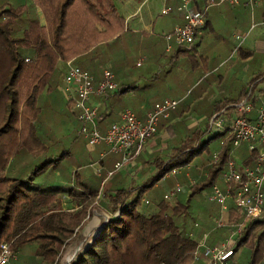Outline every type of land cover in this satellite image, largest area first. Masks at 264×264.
<instances>
[{
  "label": "trees",
  "instance_id": "16d2710c",
  "mask_svg": "<svg viewBox=\"0 0 264 264\" xmlns=\"http://www.w3.org/2000/svg\"><path fill=\"white\" fill-rule=\"evenodd\" d=\"M29 1L37 6H28L26 0H0V253L1 246L8 245L23 264H205L202 256L195 258L194 231L200 216L210 217L213 208L195 213L193 202L234 158L229 123L207 141L203 137L213 129L189 130L168 158H150L157 173L141 184L111 188L122 169L114 165L108 171L112 176L107 172L100 178L102 188L75 193L70 187L63 189L58 180L56 186L44 187L56 182L50 176L57 175L69 155L41 129V99L59 85L63 75L59 61L77 58L76 64L93 74L89 64L79 59L97 54L101 45L119 37L124 19L114 0ZM38 6L45 24L34 9ZM223 107L216 112L221 113ZM80 123L83 129L85 124ZM213 141L220 146L219 161L213 163L210 152L207 175L188 182L189 164ZM246 152L242 166L233 160L238 167L254 164L253 155ZM43 155L41 166H31ZM33 176H39L35 187ZM174 186L181 191L170 198ZM64 193L80 205L79 210L63 209ZM96 205L101 206L103 217L92 214ZM231 212L233 223L243 220L234 207ZM263 225L264 219L252 222L237 237L234 252L245 247L250 253L247 264H258L263 257Z\"/></svg>",
  "mask_w": 264,
  "mask_h": 264
},
{
  "label": "crops",
  "instance_id": "0c3cea01",
  "mask_svg": "<svg viewBox=\"0 0 264 264\" xmlns=\"http://www.w3.org/2000/svg\"><path fill=\"white\" fill-rule=\"evenodd\" d=\"M114 2L119 14L124 19L123 32L119 37L111 40L107 44L101 45V49L97 52V54L95 53V50L93 52L95 54L88 55V58L84 57L79 59L81 62L89 64V68H91V71L97 80L102 78L104 69L108 68L112 70L111 67H108L110 64L112 65V68L113 64L116 66V63L126 64V67L123 70L116 72L112 70L117 84L120 85V77H123L124 81L132 79L131 76L135 65L137 67H142L144 66V63H147L145 68L137 74L136 79L141 80L146 77H153L155 75V71H157L160 66H162L161 69L163 70H171L176 66V64H178L177 62L180 61L182 57H193V55L197 54L206 56V53L208 54L210 52L213 54L227 56L225 57L226 59L223 60L225 62L227 59L232 58L233 54H236L233 58V69H235V67L238 69L241 65H248L246 70L250 72L245 77L243 84H241V80H239L227 87L226 92L231 96L226 97L221 102H218L215 105V109L211 111L212 113H210L208 117H200L201 119L199 122L202 123H187L188 120L186 118L190 120L191 117L195 116H190L192 108L198 109L202 104L200 102L205 99L201 98L191 101L190 97L192 93L187 95L183 88L178 99L180 100L178 109L171 115L170 118L161 121L158 134L152 141L149 142L141 156L133 159L132 161L130 160L122 167L120 178L113 183V185H111V188L113 189H115L114 186L131 187L138 185L154 176L157 171L155 169V165L150 162V158L154 156L155 159L156 157H160L162 159L168 158L171 155L173 148L178 146L182 140L189 135V130L192 128L198 127L202 130L207 128L210 129L211 127L209 121L214 115L219 114L216 111L222 106H224V109L221 113H225V115L230 119L234 113V104L242 98L250 97L256 106H259L260 103L264 101V28L262 25L264 22V0H262L261 3L254 8L248 4V0H239V3L235 6L225 4L211 8L205 15L204 25L196 34L195 42L190 45V47L186 48V50L182 51L174 43L170 44L164 37L165 34L172 32L175 27L184 25L186 22L185 14L177 9L179 6L178 1L114 0ZM205 2L206 0H197L190 5V9L193 11L203 9ZM167 6H171L173 8V11L166 15L171 17L169 20H158V17L163 15L162 10ZM237 37L240 38L238 39ZM169 46L171 47L170 49ZM117 54L121 55L119 59L112 57ZM134 54H139V56L136 57ZM166 54H169L170 56L165 60V62L160 61L159 59L162 56L164 57ZM123 56L124 59L122 58ZM135 57L137 58L136 61H134ZM111 58L114 60H111ZM77 61V58H73L66 62L62 60L59 61L58 68L63 71V75L61 76L58 87L61 88L62 93L67 66L69 63L79 66L76 64ZM168 64H170V66ZM169 78L179 80L180 75L170 72ZM224 78V75H218L219 80H223ZM119 91L122 93L123 89H119ZM50 96H47L46 99L48 103L52 104L49 99ZM157 96V92L153 93L151 97H146L145 100L143 98L138 99L134 94H125L124 96L109 94L105 96H94L92 101L98 106L99 115L101 116L100 119H98L99 129L105 132L111 124L120 120L122 111L130 109V107H118L125 101H129L132 104L135 103L136 109L133 110L139 118L143 119L146 116V113L151 110L157 102L167 99H161ZM61 98L62 102L72 108L64 93ZM209 98L212 104L217 100V98L213 96ZM73 113L78 118L77 112L74 109ZM255 115L256 111H254L250 117L254 118ZM179 135L182 139H179ZM177 138L179 140L176 146L169 145ZM95 147H97V149L94 150L95 157L100 161L97 167H95V173L90 170L91 165L89 166L88 164H85L83 165L84 167H82L78 164L75 166L76 163L72 164L71 158L73 156L72 153H74L73 149H70L67 145L61 147V151L69 154L66 157L67 160H64V163L61 164L57 173L59 178L58 181L63 189H67L71 181H77L79 190H95L98 187V178L100 179L103 174L106 175L109 170H112L115 163L123 159L121 155L107 153L108 148L105 144H98ZM219 149L220 146L217 144L216 149L212 152V155L219 152ZM233 151V160H235L239 166H242L243 159L248 155L246 152L248 151L247 146L243 145L240 148H234ZM209 157L211 160L210 153L209 155H206L204 151L198 158L189 164L188 172L186 174L188 182H198L201 177L207 175L206 168L208 165L206 162ZM75 172H77V175L74 178ZM222 172L214 184H218L222 188H226L223 183ZM170 185L171 182H169L168 186ZM213 185L210 187L211 192ZM156 186H158V184H156ZM211 192L208 196H206V198L209 197ZM208 202L211 204L210 207L213 208L211 209V216L208 218L204 215L200 216L201 218L199 222H201V219L203 221L201 224L199 223L200 226L194 232L198 239H202L204 235L207 234V244L212 246L224 241L228 238L229 234L231 235V230L228 228L218 229L219 231L214 230L215 226H213V219L221 217L227 222L234 221L232 220V207L229 211L223 212L218 205L211 203L209 199ZM64 205H66V208L69 207L70 209L68 208V211L71 212H75L80 208V205H78V203L72 198L66 196V194L62 199V207ZM63 209L67 210L65 208ZM95 211L96 210H94V216L103 217V210L101 206L100 213ZM240 215L241 214H237V216L241 218ZM250 225L251 223H249L247 227ZM261 228L264 230V225ZM220 230L223 231L221 232ZM215 231L218 232H216V234H212ZM237 252L238 251L235 252V255L229 260V262L232 260L237 261ZM247 252L248 251L245 248L243 258ZM248 255L250 256L249 252ZM258 264H264V257L258 262Z\"/></svg>",
  "mask_w": 264,
  "mask_h": 264
},
{
  "label": "built area",
  "instance_id": "2783aa9c",
  "mask_svg": "<svg viewBox=\"0 0 264 264\" xmlns=\"http://www.w3.org/2000/svg\"><path fill=\"white\" fill-rule=\"evenodd\" d=\"M178 1L177 9L185 14L184 25L177 26L165 39L178 47H188L195 42L198 30L205 23V15L211 8L221 5L235 6L239 0H206L205 6L200 10H191L190 5L197 0H173ZM262 0H248V4L254 8ZM173 11L171 6L162 10L163 15ZM264 28V22L262 23ZM238 39L240 37H237ZM171 47L169 46V49ZM63 93L68 103L77 112L78 119L85 124L82 129L88 145L96 146L105 144L107 153L123 155V161L117 163L115 168L121 169L131 157H137L144 152L149 142L157 135L158 126L162 119H168L179 107L180 100L165 99L157 102L146 116L141 119L130 109H125L120 115V120L109 126L102 133L98 127L99 109L94 104V96H105L111 92H118L119 85L114 73L106 68L102 78L97 80L89 71L69 63L64 77ZM233 116L229 119L225 113L214 115L209 121L213 130H221L229 123V131L233 136L234 148L247 146L253 155L254 164L238 167L235 161L230 160L222 172L223 183L226 188L214 184L209 195V201L218 205L221 211H229L234 207L243 217L240 223L227 222L223 218H214V229L228 228L230 237L216 245H208L207 237L198 239L195 258L202 256L205 264H227L234 256L233 239L243 235L249 223L264 219V101L256 106L250 97H245L234 104ZM256 111L254 118L250 115ZM220 152L213 155V163L219 161ZM175 170L173 171V174ZM113 172H108V177ZM193 185V184H192ZM181 187H176L170 194V198L176 196ZM199 224H196V228ZM17 256L8 245L1 246L0 264H17Z\"/></svg>",
  "mask_w": 264,
  "mask_h": 264
},
{
  "label": "rangeland",
  "instance_id": "374dc122",
  "mask_svg": "<svg viewBox=\"0 0 264 264\" xmlns=\"http://www.w3.org/2000/svg\"><path fill=\"white\" fill-rule=\"evenodd\" d=\"M26 4L28 6H31L32 4L36 5L37 4L32 1L30 2L29 0H26ZM36 14L40 18L41 22L45 24V17L43 16L42 10L38 6L37 8L34 7ZM171 16H166V15H160L158 17V20H169ZM202 38V37H201ZM200 42V40H199ZM118 44V43H116ZM236 53V52H235ZM134 56L138 57V55ZM170 55L166 54L164 57L162 56L159 60L165 62V60L169 57ZM236 54L232 55V58H229L225 61L226 59L225 55H219V54H213V53H206L205 55L197 54L193 55V57H186V58H181L180 61H178L175 67H173L171 70H163L161 69L162 66H160L157 71H155V75L153 77H146L141 80H137V74L139 71H142L147 63H144V66L142 67H137L136 65L133 67V74L131 76V80L124 81L123 77L119 78V89H123L121 95L119 96H124L125 94H134L138 99L143 98L145 100L146 97H151L153 93L157 92L158 98H167V99H176L178 100L181 91L184 88V91L187 95L191 94V101H195L198 99H205L204 101L202 100V103L198 109H193L190 112V116H193L190 118H186L187 123H202L199 122L201 119L200 117H208L211 111L215 109V105L218 102L223 101L226 97H230L231 95L226 92L227 87L230 86V84L235 83L239 80H241V84L244 83V79L249 74V72L246 70L248 65H241L240 68L233 69V62H234V57ZM112 57L120 58L121 55H113ZM134 58V61H136L137 58ZM124 59V56L122 57ZM111 60H114L111 58ZM223 61V62H222ZM136 63V62H134ZM170 66V64H168ZM111 69L113 71H119L123 70L126 67V64L124 63H116V66L113 64H110ZM120 67V69H119ZM189 68V69H188ZM111 70V71H112ZM112 71V72H113ZM173 72L174 74L180 75L179 80H174L173 78H169V73ZM218 75H224L225 78L223 80L218 79ZM240 75V76H239ZM61 79V78H60ZM225 90V91H224ZM63 95L61 88L56 87V89L52 92L51 96L49 97L50 101L52 104L48 103L46 96L41 99V105L44 108V114H43V121L42 122V130L44 134L48 137V140L51 138V141L53 143H56L59 148H61L64 145H67L70 147V149H73L74 153L71 161L72 164H75V166L88 164L89 166L91 165V171L95 173V167L100 163L99 159L95 157V152L94 150L97 149L95 146H90L88 145V142L82 133V125L81 121L75 116L73 113V109L71 107H68V105L64 102H62L61 96ZM201 95V96H200ZM199 96V97H197ZM215 97L217 98L215 103L210 102L209 97ZM209 100V101H208ZM118 107H130V109H136V104L131 103V102H123L120 106ZM134 111V110H133ZM135 112V111H134ZM136 113V112H135ZM199 116V118H198ZM204 119V118H203ZM207 119V118H206ZM44 124V125H43ZM217 130L210 131L206 134V136L203 137V141H207L210 137L214 136L215 133H217ZM50 135V136H49ZM181 136L179 135V139ZM178 138L175 139L173 142H171L169 145L176 146L178 144ZM182 139V138H181ZM218 142L213 141L210 142V144L207 146L205 150V154L209 155L210 152H213V150L216 149V145ZM48 152V151H46ZM169 153V151H168ZM167 155V154H166ZM45 155L40 157L39 159H35L33 164L34 168L37 166H41L44 163L45 160ZM165 157V156H164ZM92 163V164H91ZM117 163H120L117 162ZM116 166V164H115ZM32 169V168H31ZM50 173L52 172L50 169L48 170ZM54 172L50 178L51 179H56V182L54 181L52 184H47V186L44 187H51L50 185H57L58 184V177ZM43 174H41L42 176ZM56 175V176H55ZM39 176H33V187L37 186ZM98 178L97 185L98 188H102L101 180ZM176 186V185H175ZM175 186L171 189L173 190ZM70 189H72L75 193H78L79 187L77 186V181H71L69 185ZM211 192L210 188H205L203 191H201V194L198 196L200 198L196 199L193 203V211L195 213H199L200 210L203 208H206L210 210L211 204L206 199V196ZM149 198V197H148ZM147 198V199H148ZM150 200V198L148 199ZM63 208L67 209V211L70 209L66 208V205L63 206ZM95 212L100 213V206L96 205L95 208L92 209V214ZM95 215V214H94ZM203 220L201 219V222ZM199 222V220H198ZM201 222H199L201 224ZM194 224V223H193ZM199 224V226H200ZM214 226V225H213ZM218 230V229H214ZM219 231V230H218ZM215 231L212 234H216ZM221 231V230H220ZM223 231V230H222ZM221 231V232H222ZM260 234V233H256ZM230 237V234L228 235ZM236 243V240L233 239L231 242V247L234 246ZM80 247V246H79ZM79 247L71 251L66 258H64V262L69 261L74 253L79 249ZM238 252V257L237 261L232 260L228 264H247L249 260V255L248 252L247 254L245 253V257L243 258L244 252H245V247H241L237 250ZM243 251V254H242ZM264 257V254H263ZM262 257V258H263ZM24 262V260H22ZM32 263V262H31ZM18 264H23L20 259H18ZM29 264V263H26Z\"/></svg>",
  "mask_w": 264,
  "mask_h": 264
}]
</instances>
